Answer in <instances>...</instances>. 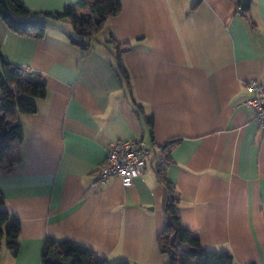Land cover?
<instances>
[{
    "label": "crops",
    "instance_id": "1",
    "mask_svg": "<svg viewBox=\"0 0 264 264\" xmlns=\"http://www.w3.org/2000/svg\"><path fill=\"white\" fill-rule=\"evenodd\" d=\"M20 1L60 12L79 0ZM119 8L85 47L72 40L75 13L40 38L0 18L4 58L46 85L36 112L12 115L21 137L7 135L0 159V208L20 220L16 249L1 242L0 264H41L47 236L73 239L107 264H169L157 168L201 246L228 250L234 264H264V133L241 104L250 78L264 82V0L247 11L240 0H119ZM125 139L144 142V173L128 186L117 177L92 186L110 142Z\"/></svg>",
    "mask_w": 264,
    "mask_h": 264
},
{
    "label": "trees",
    "instance_id": "2",
    "mask_svg": "<svg viewBox=\"0 0 264 264\" xmlns=\"http://www.w3.org/2000/svg\"><path fill=\"white\" fill-rule=\"evenodd\" d=\"M100 0H79L75 4H67L60 12L34 11L28 9L20 0H0V18L5 25L19 35L43 37L48 26L75 16V30L78 38L72 39L80 46H88L95 29L110 16L119 12V0H111L104 8L99 6ZM78 9H87V12ZM118 55V53H117ZM117 70L128 77V72L117 56ZM45 80L42 74L25 70L6 60L0 49V159L9 147L7 135L13 132L21 137V124L14 120V112L19 114L34 113L37 110L36 99L44 94ZM151 121L152 117L148 118ZM172 139L161 145L167 147L178 142ZM160 180L164 184L161 207L165 215L161 250L170 256L169 264H234L233 256L228 250L214 251L200 245L190 230L180 222L178 196L172 185L165 180L163 168H157ZM5 201L0 194V207ZM20 236V220L8 211L0 208V244L16 249ZM169 247L183 251L178 258L170 252ZM41 264H107L87 246L69 238L58 239L47 236L43 240ZM116 264H129L121 261Z\"/></svg>",
    "mask_w": 264,
    "mask_h": 264
},
{
    "label": "built area",
    "instance_id": "3",
    "mask_svg": "<svg viewBox=\"0 0 264 264\" xmlns=\"http://www.w3.org/2000/svg\"><path fill=\"white\" fill-rule=\"evenodd\" d=\"M246 89L252 96L241 104L251 109L258 128L264 133V82L250 78L246 82ZM148 156L149 151L142 140L125 139L110 142L105 162L92 180V186L105 182L110 177L119 178L123 186L130 185L134 178L144 173Z\"/></svg>",
    "mask_w": 264,
    "mask_h": 264
},
{
    "label": "water",
    "instance_id": "4",
    "mask_svg": "<svg viewBox=\"0 0 264 264\" xmlns=\"http://www.w3.org/2000/svg\"><path fill=\"white\" fill-rule=\"evenodd\" d=\"M250 0H240V10L247 11L249 8Z\"/></svg>",
    "mask_w": 264,
    "mask_h": 264
},
{
    "label": "rangeland",
    "instance_id": "5",
    "mask_svg": "<svg viewBox=\"0 0 264 264\" xmlns=\"http://www.w3.org/2000/svg\"><path fill=\"white\" fill-rule=\"evenodd\" d=\"M64 22H65V21H64ZM67 22H68L69 26L72 24L70 20H69V21H67Z\"/></svg>",
    "mask_w": 264,
    "mask_h": 264
}]
</instances>
